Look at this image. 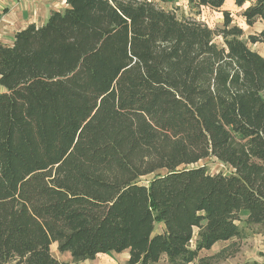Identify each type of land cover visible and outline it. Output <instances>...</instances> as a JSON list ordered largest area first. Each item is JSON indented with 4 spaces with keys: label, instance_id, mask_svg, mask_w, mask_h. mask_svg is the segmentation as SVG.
<instances>
[{
    "label": "trees",
    "instance_id": "1",
    "mask_svg": "<svg viewBox=\"0 0 264 264\" xmlns=\"http://www.w3.org/2000/svg\"><path fill=\"white\" fill-rule=\"evenodd\" d=\"M64 1L0 43V264H65L53 243L73 262L189 264L241 211L264 227V57L225 0H187L215 28L152 0ZM211 157L231 173L196 165Z\"/></svg>",
    "mask_w": 264,
    "mask_h": 264
},
{
    "label": "rangeland",
    "instance_id": "2",
    "mask_svg": "<svg viewBox=\"0 0 264 264\" xmlns=\"http://www.w3.org/2000/svg\"><path fill=\"white\" fill-rule=\"evenodd\" d=\"M0 0V43L7 44L13 39L16 31L22 29L31 20L34 24L45 21L48 17L49 9H62L63 5L58 3L59 0ZM158 6L173 11L177 17H195L197 20L205 23L210 28L222 26V13L206 7H201L197 12L190 8L187 0H152ZM246 2L243 6L237 7L232 0H225L223 9L230 11L232 22L243 29L242 40L247 46L255 50L264 57L263 43H250L247 36L251 33L258 32L263 28L260 22H255L249 27L244 23L241 16L242 9L249 5ZM215 42L221 43V39L216 37ZM5 89L0 85V93ZM196 165H204L210 174L231 173L232 169L217 159L205 158L200 160ZM150 176L140 178V183H146ZM236 223L239 227V235L226 241H219L213 244L209 249H202L198 252L196 258L189 264H262L264 261V227L260 224H251L247 220V212L241 211ZM158 227H156L157 229ZM197 239V228L194 229V235L190 242L193 248ZM51 254L65 264H74L68 252H59L55 243L50 245ZM126 253V251H123ZM116 256L119 253L111 252ZM158 264H167L165 256H162Z\"/></svg>",
    "mask_w": 264,
    "mask_h": 264
},
{
    "label": "crops",
    "instance_id": "3",
    "mask_svg": "<svg viewBox=\"0 0 264 264\" xmlns=\"http://www.w3.org/2000/svg\"><path fill=\"white\" fill-rule=\"evenodd\" d=\"M47 2H51V1L47 0ZM55 4L56 5L62 4L63 8H65L67 6L64 0H59V2L55 3ZM49 10L52 11V10H61V9H56V8L54 9L52 7V9H49ZM50 11H49V13H50ZM44 22L45 21H42L39 24H37V25L35 24V25L38 26V25L43 24ZM29 23H34V22L31 20L30 22H28V24ZM25 26H23L22 28H24ZM11 43H12V40H11L10 43H7V45H10ZM124 251H126V253H124L122 251V252L119 253L120 256H118V255L116 256V254H115V258L113 256L114 254H112L111 252H108V253H100V254L96 255L93 259H87V260H84V261H78V262H73V263L74 264H126L127 259H128V250H124ZM69 255H70V253H69Z\"/></svg>",
    "mask_w": 264,
    "mask_h": 264
}]
</instances>
